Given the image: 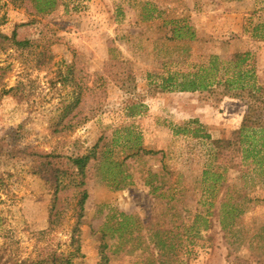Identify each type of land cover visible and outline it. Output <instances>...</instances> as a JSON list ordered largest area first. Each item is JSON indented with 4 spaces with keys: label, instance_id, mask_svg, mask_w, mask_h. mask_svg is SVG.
<instances>
[{
    "label": "rangeland",
    "instance_id": "obj_1",
    "mask_svg": "<svg viewBox=\"0 0 264 264\" xmlns=\"http://www.w3.org/2000/svg\"><path fill=\"white\" fill-rule=\"evenodd\" d=\"M239 70L264 100V0H0L1 261L264 264L255 99L182 90ZM31 149L89 155L85 185L56 192Z\"/></svg>",
    "mask_w": 264,
    "mask_h": 264
},
{
    "label": "trees",
    "instance_id": "obj_2",
    "mask_svg": "<svg viewBox=\"0 0 264 264\" xmlns=\"http://www.w3.org/2000/svg\"><path fill=\"white\" fill-rule=\"evenodd\" d=\"M250 54L248 53H237L234 54L230 59L232 60L235 67L240 69L241 66L246 63ZM121 62H118V65ZM112 65V64H111ZM114 66V65H112ZM109 66V67H112ZM237 80H220L216 82L215 85H205V84H197L195 81L189 83V85L185 84V87L182 88L183 91H191V92H204L211 91L215 88L221 87L223 89L222 96L224 97H238L241 93L247 92L250 98L255 99V103L249 104L248 109L245 112V116L243 118V122L241 124V128L239 130L240 143L248 145V148L245 149L246 157H250V153L254 154L256 151V142L251 143L249 137L252 135H256L258 133H264V119L261 105L264 103L263 96H258L260 94V89L251 88L248 90V87L241 84L242 72L239 70L237 73ZM201 84V85H200ZM170 86L163 85V90L169 89ZM235 93V94H234ZM240 93V94H239ZM198 131V130H197ZM199 133V131L197 132ZM210 139L209 136H204ZM218 143V142H215ZM214 143V144H215ZM255 143V145H254ZM98 147L91 151V159L96 158V150ZM264 148L261 145V149L256 152L258 155L261 150ZM28 149H19V147L15 148L16 153H22V155H26ZM30 156L36 157L38 162V168L36 170V174L40 175L46 182L51 183L55 188V191H59L64 182V178L68 177L69 179L74 180L81 187L85 185L84 178L86 176V168L88 166L90 156L89 155H78V156H68L62 157L59 154L47 153V152H37L34 149L30 150ZM66 158L68 160L67 165L68 169H62L59 166V162L61 159ZM87 193H82V199L80 201L79 207L80 210L83 209L84 203L87 199ZM106 260V257H103ZM0 264H72L71 257L66 256L64 254H51L45 260H23L16 262H2L0 258Z\"/></svg>",
    "mask_w": 264,
    "mask_h": 264
}]
</instances>
